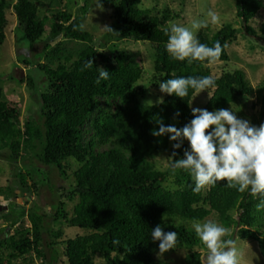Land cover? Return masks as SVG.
I'll use <instances>...</instances> for the list:
<instances>
[{"label":"trees","instance_id":"1","mask_svg":"<svg viewBox=\"0 0 264 264\" xmlns=\"http://www.w3.org/2000/svg\"><path fill=\"white\" fill-rule=\"evenodd\" d=\"M142 1L102 0V4L113 11L112 28L119 40L150 45L154 71L151 87L159 88L160 82L170 78L212 75L207 61L181 62L167 53L164 29L170 20L180 16L171 15L168 9H142ZM236 6L246 34L257 38L259 34L250 24L264 9V0H236ZM45 7L48 15L42 17L41 9ZM8 10L16 15L17 28L32 47L45 43L43 60L35 69L43 73L47 87L39 97L37 117L34 114L22 119L18 106L3 100L0 85V155L8 153L14 164L35 158L44 167H55L64 175L69 160L79 168L73 174L67 201L53 207V221L61 225L51 232L53 241L45 246L44 234L51 230L45 226V217L32 208L30 228L10 233L18 224L15 218L7 229H0V264L19 260L34 264V258L46 259L45 248H51L53 260H58L54 247L63 236V226L88 231L61 242L68 264H171L159 258L160 242L151 237L157 225L165 232H177L176 246L191 250L185 264H201L205 254L194 249L207 250L189 225L194 220H206L212 213L228 230L226 238L230 235L232 239L257 243L264 264V210H256L260 197L229 188L226 180L195 193L189 172L171 167L162 170L154 162L167 150L174 160L183 158L188 150L184 142L180 149H174L175 142L168 135L156 137L152 131L159 129L157 120L165 126H173V121L178 120L179 128L189 124L194 118V90L189 89L184 99L167 94L159 104L143 105L140 99L147 95L149 87L143 84V70L136 67L130 53L97 44L93 34L80 27L88 14V4L75 17L68 10L67 0H0V44L6 40ZM259 31L264 35V27ZM239 33L238 28L227 23L213 35H209L208 27L203 28L197 38L209 47L217 41L227 45L216 62L228 63L229 45ZM89 59L94 61L92 68L82 71ZM23 63L30 65L28 61ZM101 67L109 72V79L97 84ZM213 77L216 87L208 90L213 91L204 108L208 111L226 109L255 94L240 70ZM21 82L26 83L28 93H35L34 80L26 76ZM173 152L177 153L174 157ZM29 174L18 169L17 186L0 188V197L18 199L19 191L31 193L32 188L38 189L35 183L32 187L28 184ZM170 178H174V190L166 187ZM69 202L74 203L71 214L66 210ZM114 240L120 243L114 244Z\"/></svg>","mask_w":264,"mask_h":264},{"label":"rangeland","instance_id":"2","mask_svg":"<svg viewBox=\"0 0 264 264\" xmlns=\"http://www.w3.org/2000/svg\"><path fill=\"white\" fill-rule=\"evenodd\" d=\"M67 4L68 10L75 17L80 14L79 9L88 4V14L83 20V27L93 34L97 44L101 46L106 44L107 49L109 46H113L118 50L129 52L136 61V67L143 70V84L149 87L147 95L140 99V102L143 105L161 103L167 94L162 93L160 88L151 87L150 81L154 71L150 45L142 42L119 40L114 31L105 29L104 26H110L113 30V11L111 7L104 6L102 0H67ZM141 8H156L158 12L168 9L171 15L178 14L180 17L170 20L167 27L171 23L189 25L193 19H207L209 35H213L227 23H232L235 28H238L240 33L237 39L229 45V62L220 63L215 61L209 64V68L212 75L216 77L220 76L222 72L233 73L240 70L245 73L246 78L255 89L254 96L242 98L239 102L228 105L226 109L233 110L238 118L248 120L254 126L264 124V41H260V38H263L264 35L259 31L264 27V9L256 15L250 24L259 34L255 38L246 34L245 24L237 17L236 0H186L184 3L181 0H143ZM47 10V7L41 9L42 17L48 15ZM209 10L216 12L218 15V20L215 23L207 17ZM7 18L6 40L3 44H0V85L3 88V100L17 105L22 119L34 114L37 117V112L40 111L39 97L45 91L47 85L43 82V73L35 69V65L43 60L42 49L45 43L32 47L26 40L24 33L18 30L17 18L12 10L7 11ZM201 29L196 32V36ZM69 45L71 47L76 46L75 43ZM24 61H28L30 65L24 64ZM26 76L36 82V88L33 91L35 93H28L26 83L21 82V80L26 79ZM209 92L212 96L213 91ZM209 92L205 90L200 94L196 93L192 100V108L204 109L211 98ZM149 101L151 103H148ZM101 105L104 106L105 103L102 101ZM113 107L112 105L111 109ZM173 126L179 128L180 121L174 120ZM183 142L190 151L189 142L187 140H183ZM173 160L171 151L167 150L159 154L154 162L160 169L167 170L170 167L172 168ZM68 165V169L64 171L66 175H64L62 171L55 167H44L35 158L22 159L14 164L8 153L0 155V188L17 186L15 176L18 169H22L24 174H29L27 173L29 170L31 173L27 175L28 184L32 187L35 183L38 187L36 190L32 188L31 193H21L19 191L18 199L0 197V206L7 207V209L1 211L0 229H7L15 218L18 220V224L10 230V233L30 228L29 214L30 210L34 208L37 214L45 217V226L48 230H51L48 234H44L45 246L52 242L51 232L61 227L59 223L53 221L52 216L55 213L53 207L58 205L60 201H67L66 195L72 190L73 174L79 168L74 160H69ZM166 187L171 190L175 189L174 178H170ZM35 202H37V205H35ZM73 205L74 203L71 202L66 204V210L69 214L73 212ZM207 219L219 223L216 213H212ZM189 226L193 229L192 223ZM62 229L63 236L58 240L59 244L54 247L58 254V260H53L51 248H45L46 259L34 258V264H68L64 256V246L61 245V242L84 236L88 234V231L64 226ZM226 234L221 238L222 240L232 239L230 235L226 238ZM233 240L236 242L240 253L239 264H263V258L257 243L244 242L239 239ZM194 251L206 254V251L201 247H196ZM190 252L191 250L186 246H176V248L170 249L162 255L159 254V258L171 264H185V256ZM15 264L24 263L19 260Z\"/></svg>","mask_w":264,"mask_h":264},{"label":"clouds","instance_id":"3","mask_svg":"<svg viewBox=\"0 0 264 264\" xmlns=\"http://www.w3.org/2000/svg\"><path fill=\"white\" fill-rule=\"evenodd\" d=\"M207 17L213 23L218 20L217 13L212 10L207 12ZM207 26V19H193L189 25L171 23L164 29L168 37L167 53L174 60H187L188 63L207 61L211 64L219 60L227 45L222 46L217 41L209 47L196 36L199 29ZM104 28L113 31L110 26ZM93 64L94 61L89 59L81 70L90 69ZM98 70L99 77L95 83L109 79L107 70L102 67ZM215 87L216 80L212 75L181 76L159 83L162 93L181 99L188 96L189 89L200 94ZM192 114L194 118L183 128L165 126L162 120H157L159 129L152 131V135L156 137L168 135L175 142L174 149H180L183 140L189 142L191 150L186 149L183 158L172 161L173 170L183 169L190 173L195 184V193H199L206 186L226 180L229 188L241 193L247 191L254 198L260 197L256 210H264V124L254 126L248 120L238 118L233 110L223 108L215 111L192 108ZM179 115L177 112L176 116ZM175 155L177 153L173 152V157ZM192 227L207 250L201 264H239L240 253L236 242L233 239H221L228 231L225 227L211 219L203 222L194 220ZM151 237L160 242L161 255L176 248L178 242L177 232H165L160 225L152 229ZM113 243L120 242L114 240Z\"/></svg>","mask_w":264,"mask_h":264},{"label":"water","instance_id":"4","mask_svg":"<svg viewBox=\"0 0 264 264\" xmlns=\"http://www.w3.org/2000/svg\"><path fill=\"white\" fill-rule=\"evenodd\" d=\"M3 209H7V207H2V206H0V212H1Z\"/></svg>","mask_w":264,"mask_h":264}]
</instances>
